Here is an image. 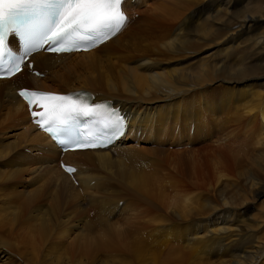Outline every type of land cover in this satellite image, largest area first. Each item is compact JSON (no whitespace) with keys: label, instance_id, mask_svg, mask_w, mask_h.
I'll return each instance as SVG.
<instances>
[{"label":"bare ground","instance_id":"bare-ground-1","mask_svg":"<svg viewBox=\"0 0 264 264\" xmlns=\"http://www.w3.org/2000/svg\"><path fill=\"white\" fill-rule=\"evenodd\" d=\"M206 1L124 0L125 23L107 42L85 52L35 53L31 69L24 67L0 80V264H264V237L244 231L246 218L231 208L237 193L222 190L217 209L199 203L201 198L195 202L190 192L181 204L161 186L167 176H176L173 172H183L181 163L187 158L189 168L197 166L199 173L205 166L210 173L213 168L217 172L211 180L191 176L192 186L203 188L205 182L217 186L219 178L235 180L234 188H259L257 198L264 204V137L258 151L252 152L248 141L252 139L248 135L255 134L250 129L255 118L264 123L263 110L245 125L248 142L242 137L238 146L223 144L226 147L221 148L233 174H224L221 155L210 154L205 163L195 157L205 151L193 148L191 156L187 152L198 143H218L217 135H221L219 141L224 136L230 140L225 131L243 119L236 114L239 97L216 101L215 96L198 94L214 79L209 66L223 72L231 67L235 75L227 74L228 82L247 81L258 71L257 79L264 80V14L250 7L252 0H224L213 17L195 22L186 17L198 14ZM141 4L153 11L139 9ZM137 6L139 19L132 21ZM229 7L233 11L219 15ZM161 23L173 26L158 32L156 26ZM208 47H221V57L228 62H205ZM187 51L205 57L200 64L192 61V65L168 69L170 64L185 62ZM249 59L252 65L245 66ZM20 88L90 91L94 100H111L124 112L126 133L106 149L59 155L52 141L30 123L16 94ZM261 95L257 98L262 102ZM252 101L245 103L247 114L259 106ZM166 142L180 150L172 153ZM208 148L210 153L218 151V147ZM59 161L73 165L75 172L71 176L62 172ZM25 179L31 189L17 191ZM82 192L91 194L97 209L90 204L83 207ZM136 194L143 198L136 199ZM108 204L112 207L107 208ZM126 209L134 213L128 215L130 221L123 230L100 225L109 222L105 212L120 215ZM72 232L74 237L68 236ZM172 243V250L165 248Z\"/></svg>","mask_w":264,"mask_h":264},{"label":"snow or ice","instance_id":"snow-or-ice-1","mask_svg":"<svg viewBox=\"0 0 264 264\" xmlns=\"http://www.w3.org/2000/svg\"><path fill=\"white\" fill-rule=\"evenodd\" d=\"M123 0H0V77L7 78L22 71L21 64L28 52L43 48L45 51H67L63 47L73 35L82 32L86 35L82 39L88 43L86 47L94 46L97 41L103 42L110 35L115 34L123 24L126 17L121 11ZM7 5V8H5ZM15 37L18 44L23 47V54L14 55L10 38ZM30 67V65H25ZM21 90L19 95L28 99L26 92ZM32 96L49 97L54 101L70 99L65 95L49 94L32 91ZM29 107L32 101L28 99ZM47 108V105H42ZM52 115L47 124L38 123L54 143L58 142L64 150L73 143L80 144L78 139L79 117H94L91 109L84 111L78 106H60L53 104L48 109ZM33 117L41 113L32 112ZM127 117L112 113L110 123L105 128L112 130L107 137L111 140L122 133ZM103 131L97 136L103 135ZM91 143L90 141L88 142ZM68 172L75 169L68 167Z\"/></svg>","mask_w":264,"mask_h":264},{"label":"rangeland","instance_id":"rangeland-1","mask_svg":"<svg viewBox=\"0 0 264 264\" xmlns=\"http://www.w3.org/2000/svg\"><path fill=\"white\" fill-rule=\"evenodd\" d=\"M222 2H224V0H207L204 3V5L199 9L198 14L191 12V13L186 14V17L187 18H193L194 22H195V20L202 21L204 19H208L210 17H213L215 15L214 13L219 11V10L217 11V9H218V6L222 4ZM139 6H137V9H135L136 12H137V10L140 11L139 9H143L147 13H150L153 11L152 9L150 10V9L146 8L147 6H144L142 4ZM138 7H139V9H138ZM250 7H256L259 9L261 14H264V0H252L250 2ZM229 8H230L229 10L223 11L219 15L223 16L224 13H226V12L230 13L231 11H233L232 7H229ZM242 8H243V6L239 7V9H242ZM133 12H134V10H133ZM137 16H138V12L134 14V16H133L134 20L132 19V21H136L137 19H139V18H137ZM256 16L258 17L259 14H257ZM227 18L228 17H224L223 19H227ZM171 26H173V24H171V25H169L167 23L157 24L156 30L159 32V31H161L167 27H171ZM236 46L237 45L235 44V47ZM205 49L206 50H204V52L206 54H208L206 56H209L205 62H211V65H213L216 62H228V61H225L223 59V57H221L222 56V48L221 47H215V48H209V49L205 48ZM241 51H245V50H241ZM192 52L193 51H187L186 52L187 54L185 53L183 55L185 62L180 61L179 63H177L175 65L170 64L168 66V69L182 68L185 66H189V65H192V64H189L192 61H194L196 63L198 62V64H200L201 63L200 59H203L205 56H203V58H198L199 55H201V54L196 55V54H192ZM256 52H257V50H256ZM246 62H247L246 64L243 62L242 63L245 66H251L252 65V63H250V59ZM208 69L210 70L211 76L214 79L212 81H207L204 85L203 90H202L203 92L198 93V94L208 95L209 98H212L211 96H215L214 98L216 101L227 98L230 95H232L235 99H237L236 97H239L240 99H237L239 101V106H240L239 110H237L238 113H236V111H234L235 109H232V111H234L238 116L240 115V117L243 118L242 119L243 122L241 120L238 121L239 124L234 122L236 125L233 123L232 126L230 125V127L228 129L226 128L227 130L225 131V134L227 135V137L230 138V140L224 136L225 140L219 141V140H221V138H219L221 135H217L216 140L218 143H212V142H209L207 144L206 143L205 144L198 143L197 145H194L192 148H190V149L188 148L187 152H189V154L191 156L192 155L191 150H193V148L200 150V151H205L204 155L203 154H199V155L195 154L196 155L195 157H197L198 159H201L202 161L204 160L205 163H207L208 158L212 157L214 154H215V156H216V154H218L219 156L221 155V162H222L223 167L225 169L224 174L225 173L233 174L234 168L232 167L231 163L229 162V159L227 158L224 151L221 150V148L226 147L224 145H227V144H230L231 146H238L241 143L240 142L241 138L244 137V139H246V141L248 138H252V139H250L251 141L248 139V141L250 142L249 147H250L252 152L258 151L257 149H260V146L258 143L264 137V123H262L263 121L260 120L259 118H255V123L253 124L254 127H252V126L250 127V129L255 130V134L253 133V134L248 135L246 133L245 125L249 123V120H254L253 116L254 117L257 116L259 109L264 111V96H263L264 80L257 79V76H259L261 74L260 71H258L255 75L250 76L247 81L232 83V82H228L230 77L227 75V74H231L232 76L235 75V73L231 70V67L226 72L217 71L214 67H210V66L208 67ZM258 94L259 95L262 94L261 95V97H263L262 102H261V99L258 100V98H257V96H259ZM250 100L254 101V102L252 101L253 102L252 105H255V106L259 105V106L257 108H255L253 111L249 112L250 114H247V112L250 110L245 109L244 106L246 105L245 103H247V104L250 103ZM241 106H243V107H241ZM252 112H253V114H252ZM235 113L232 112L233 115H235ZM245 114H247L248 116L247 115L245 116ZM235 118L240 119V118L236 117V115H235ZM241 123H243V124H241ZM243 125H244V127H243ZM176 127H178V126L176 125L175 128ZM233 127H234V129H233ZM217 132L218 131L214 132V134ZM240 132H242V133H240ZM246 134L248 135V138H247ZM162 137H163V135H162ZM212 138H214V137H212ZM244 139L242 138V140H244ZM173 140H174V138H173ZM219 142L221 145L219 144ZM201 144H203L204 146ZM212 144H213V146H212ZM210 145H211L212 149H216L218 147L217 148L218 151H215L214 153L208 152V151H210L209 150L210 148H208ZM23 146H24V144H23ZM164 146L168 147V143L166 142L164 144ZM176 146H180V145H176ZM170 147H168V148L173 149V150H170V151H173L172 153H176L177 150H180V149L172 148V144H170ZM219 147H220V149H219ZM219 150H221V151H219ZM23 152L26 154H30L29 150H23ZM201 153H203V152H201ZM249 153H251V152H249ZM210 154H213V155L209 156ZM169 156H175V155H169ZM145 159H148V158H145ZM166 162H167V160H166ZM181 165H183V167H182L183 172H179V170L173 172V171H171V169H169L170 172H173V174H176V176H174V178L167 176V180H163V182H161V186H163V188H165V190H167V192H173V196H175V198H177V200H179V202H181V204H183L184 201H186V199H189V192L194 193L193 196H195V202H197L198 198H201V201L199 203H201L202 205H204L206 207H208V204H210L211 207H215L217 209H219V207L221 206L220 201H219V193H221L222 190H225L228 193H232V192L237 193L236 194L237 200H236V202L232 203L231 208L237 210L236 215H239L240 217L246 218L247 222H246L244 231L250 230L251 232H253L250 234H254L257 237H259V236L264 237V204L261 203L260 200L257 198V193L259 192V188H257V189L234 188V187H232L233 186L232 184L235 182V180H231V182H223V180H221V178H219V182H221V184H217V186H213V184H207V182H205V186L203 185V188L205 190L204 191L201 185L198 186V188L191 185V182H193V180H191V176L196 177V178L198 176H200L203 179L205 178V179L211 180V178H215V176H217V172H215V168H213V170H211V173H210L207 166H205V167H202V169L200 170V173H199V168H197V166H195V168H189V164H187V158H185V160H183V163H181ZM187 170H188V173L185 175V171H187ZM169 175H172V174H169ZM205 175H206V177H205ZM173 179H175V180L172 181ZM74 184H75V182H74ZM211 186H213V188H211ZM30 189H31V186L26 179L22 182L21 187L16 188L17 191H23V192H27ZM77 189H78V187H77ZM195 189L197 191H195ZM198 191L199 192L201 191V194H199ZM79 196H80V200H81L82 204L84 205L83 207H85L86 205H88V206L92 205L93 207H95L94 210L97 209L95 202H91V198H90L91 194L90 193L82 192L81 194H79ZM142 198H143V196H139V194H136V199H142ZM213 203H216V205H214ZM117 204L120 206L121 205L120 201ZM111 205L112 204H108L107 208H111L112 207ZM138 211L139 212L143 211V208L139 209ZM86 213H89V212H86ZM105 213H107V214H105ZM105 213H104V215H105V217L108 216L109 222L107 223V225L106 224H100V225H102V226L104 225L103 227L107 228V229L108 228L113 229V227H115V228L118 227V228H121V230H123V228H125V226H126V222L130 221L128 219V215L133 214L134 210L130 211V209H128V210L126 209V211L121 213L120 215L118 213L117 215L115 214L112 216H110L111 214L109 215L108 212H105ZM161 213H162V215L166 214V212H161ZM126 218H127V220L124 221V219H126ZM122 220L125 224L122 223ZM176 222L182 223L181 220H178V221L176 220ZM105 225H106V227H105ZM135 225L137 226V224H134V226ZM79 227H81V225H79L78 228L75 229L76 233H78V234L80 233ZM157 228H159V226H157ZM117 233H119V232H117ZM72 235L74 237L75 234H73V232H72L68 236L72 237ZM71 237H69V238H71ZM65 238H67V237H64L63 239H65ZM174 245L175 244L172 243V244H169L168 246H165V248H171V250H172ZM178 245L181 247L186 246L182 242H179ZM124 257H125V259H127L126 256H124ZM203 258L211 260V258L208 257L206 254H203ZM190 260H192V259H190ZM188 264H192V261H190Z\"/></svg>","mask_w":264,"mask_h":264}]
</instances>
